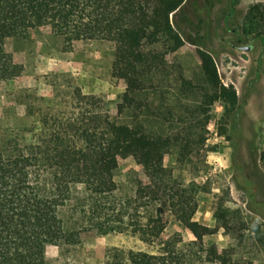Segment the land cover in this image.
I'll return each instance as SVG.
<instances>
[{
	"label": "trees",
	"instance_id": "1",
	"mask_svg": "<svg viewBox=\"0 0 264 264\" xmlns=\"http://www.w3.org/2000/svg\"><path fill=\"white\" fill-rule=\"evenodd\" d=\"M184 2L0 0V82L23 72L6 52L5 42L47 28L62 37L66 48L79 41L114 44L111 75L125 84L115 116L103 99L75 87L69 111L42 116V130L34 141L16 143L9 155L0 153V264H47V248L78 244L83 226L95 227L102 237L129 235L144 246L108 247L105 264H245L204 243L220 230H237L228 211L220 207L214 212V228L194 221V198L174 187L172 174L163 166L170 151L188 154L203 144L198 124L205 128L214 104L225 105L224 119L237 105L234 87L221 83L214 58L200 49L202 81L196 85L177 70L172 80L177 99L173 106L167 102L171 71L164 57L184 44L171 21ZM129 157L138 161L146 181H137L133 197L117 203L113 173L118 160ZM76 191L83 197L68 225L61 211ZM115 207L114 218H107L104 211L113 214ZM164 208L189 231L191 241L184 242L178 233L160 237ZM253 230L264 240L258 225Z\"/></svg>",
	"mask_w": 264,
	"mask_h": 264
},
{
	"label": "rangeland",
	"instance_id": "2",
	"mask_svg": "<svg viewBox=\"0 0 264 264\" xmlns=\"http://www.w3.org/2000/svg\"><path fill=\"white\" fill-rule=\"evenodd\" d=\"M171 21L184 44L164 57L171 71L167 102L173 106L177 99L172 81L177 79V70L196 85L202 81L196 53L200 49L214 58L221 83L234 87L237 105L224 119L225 105L214 104L205 128L198 124L203 144L188 154L170 151L163 166L172 174L174 187L194 198V221L214 228L213 215L221 207L228 211L234 228L239 230L242 225L231 234L218 231L205 238V244H214L221 255L245 264H264V240L253 230V224L258 225L264 235V0H185ZM5 50L23 72L14 80L0 82V153L9 155L16 143L35 139L42 130V116L69 111V96L75 87L103 99L105 109L116 115L125 84L111 75L114 44L79 41L66 48L62 37L41 28L8 39ZM150 101L159 104L153 94ZM113 174L117 203L133 197L137 181H146L142 167L132 157L119 159ZM73 196L61 211L68 225L75 203L83 197L79 191ZM116 207L113 214L104 211L107 218H114ZM161 219V238L178 233L184 242L192 240L167 208ZM79 235L74 246L48 247L47 264H105L108 247L144 249L129 235L102 237L93 226L81 227Z\"/></svg>",
	"mask_w": 264,
	"mask_h": 264
},
{
	"label": "water",
	"instance_id": "3",
	"mask_svg": "<svg viewBox=\"0 0 264 264\" xmlns=\"http://www.w3.org/2000/svg\"><path fill=\"white\" fill-rule=\"evenodd\" d=\"M243 51H248V48H244Z\"/></svg>",
	"mask_w": 264,
	"mask_h": 264
}]
</instances>
